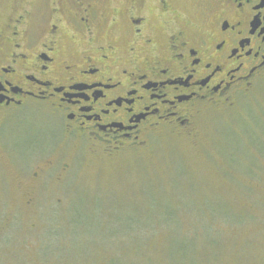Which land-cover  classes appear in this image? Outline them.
<instances>
[{
    "label": "rangeland",
    "instance_id": "rangeland-1",
    "mask_svg": "<svg viewBox=\"0 0 264 264\" xmlns=\"http://www.w3.org/2000/svg\"><path fill=\"white\" fill-rule=\"evenodd\" d=\"M25 124L0 139V264H264V83L193 136L115 157Z\"/></svg>",
    "mask_w": 264,
    "mask_h": 264
},
{
    "label": "flooded vegetation",
    "instance_id": "flooded-vegetation-1",
    "mask_svg": "<svg viewBox=\"0 0 264 264\" xmlns=\"http://www.w3.org/2000/svg\"><path fill=\"white\" fill-rule=\"evenodd\" d=\"M41 2L0 14V139L46 122L48 143L115 157L193 136L264 83V0Z\"/></svg>",
    "mask_w": 264,
    "mask_h": 264
}]
</instances>
